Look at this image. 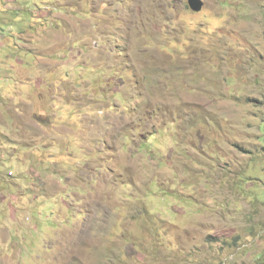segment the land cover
<instances>
[{"label":"rangeland","instance_id":"374dc122","mask_svg":"<svg viewBox=\"0 0 264 264\" xmlns=\"http://www.w3.org/2000/svg\"><path fill=\"white\" fill-rule=\"evenodd\" d=\"M202 1L0 0V264H264V0Z\"/></svg>","mask_w":264,"mask_h":264},{"label":"water","instance_id":"95a60500","mask_svg":"<svg viewBox=\"0 0 264 264\" xmlns=\"http://www.w3.org/2000/svg\"><path fill=\"white\" fill-rule=\"evenodd\" d=\"M187 4L190 10L193 12H199L203 8L202 0H188Z\"/></svg>","mask_w":264,"mask_h":264},{"label":"trees","instance_id":"16d2710c","mask_svg":"<svg viewBox=\"0 0 264 264\" xmlns=\"http://www.w3.org/2000/svg\"><path fill=\"white\" fill-rule=\"evenodd\" d=\"M235 147L237 148L238 146L235 145Z\"/></svg>","mask_w":264,"mask_h":264}]
</instances>
